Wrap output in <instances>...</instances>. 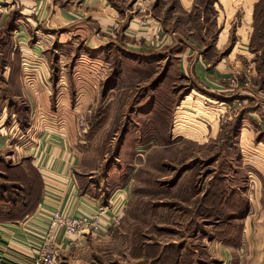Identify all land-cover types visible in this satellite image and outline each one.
I'll use <instances>...</instances> for the list:
<instances>
[{
    "label": "rangeland",
    "instance_id": "obj_1",
    "mask_svg": "<svg viewBox=\"0 0 264 264\" xmlns=\"http://www.w3.org/2000/svg\"><path fill=\"white\" fill-rule=\"evenodd\" d=\"M199 16L178 21L203 36ZM208 17L218 23L208 35L225 32ZM260 25L259 55L240 59L231 80L209 75L208 85L229 91L208 92L179 74L170 52L100 43L62 52L19 0H0V223L34 207L33 161L53 138L74 152L79 187L103 206L113 187L129 191L119 221L66 251L65 264H264V169L251 163L246 131L240 138L246 127L253 144L264 141L251 117L264 103V9ZM185 41L218 53L214 62L234 44Z\"/></svg>",
    "mask_w": 264,
    "mask_h": 264
},
{
    "label": "crops",
    "instance_id": "obj_2",
    "mask_svg": "<svg viewBox=\"0 0 264 264\" xmlns=\"http://www.w3.org/2000/svg\"><path fill=\"white\" fill-rule=\"evenodd\" d=\"M19 1L24 18L36 25L50 28V35H43V40L52 37V40L59 44L62 52L63 49L67 50V47L77 43L87 45L100 43L101 50H104L103 44H111L114 48L123 47V51L134 55L144 53L142 50L147 49L157 52L155 58H163L159 56L161 53L170 52L169 56L166 55L164 58L176 61L173 62L179 74L195 80L203 88L201 90L208 92L229 91L213 88L214 82L210 83L211 86L208 85L209 75L215 76L218 80L220 78L231 80V74L236 75L238 71L236 64L240 59H249L258 54L252 44L262 32L261 25L254 30L255 14L257 10L264 9V0H154L146 10H142L135 0ZM194 11L200 12L198 23L203 27V36L198 32L195 33L193 29H188L191 27L188 20L178 21L181 20L179 17H188ZM209 12L216 15L225 30L218 37L217 33L212 35L206 33L209 28L215 29L218 24L216 21L213 23L208 17ZM114 26L117 29H113ZM234 26L236 29L231 34L230 31ZM211 38L222 44L234 42L227 55L220 57L217 62L213 59L218 53H202L199 45L192 48L185 41L187 39L199 44V40L205 42L206 39ZM178 44H182V48H177ZM125 47L131 51H126ZM258 101L259 108L257 107V111L252 113L251 117L254 122L264 125V103L261 99ZM244 131L249 135L245 148L250 159H254L251 163L260 165L264 169L257 160L259 156L264 159V141L253 144L251 132L246 127H242L240 138ZM241 152L243 154L244 150ZM36 154L38 156L35 157L33 166L41 179L37 199L34 207L29 206L24 213L16 215L15 220L0 223V256H4L6 251L24 257L31 256L44 234L46 217L56 210L67 211L76 216L90 214L97 207L103 206L100 196H93L90 187L87 189L79 187V181L72 173L76 168V155L73 151L60 146L59 141L51 138L41 152L37 149ZM113 188L108 194L107 202L110 200L114 205L113 211L120 215L127 204L129 191L125 186ZM110 216L109 213L108 217ZM108 224L109 231L113 224L110 220ZM87 238L82 239V243ZM10 261V264H17L14 259ZM65 262L64 259V264Z\"/></svg>",
    "mask_w": 264,
    "mask_h": 264
},
{
    "label": "built area",
    "instance_id": "obj_3",
    "mask_svg": "<svg viewBox=\"0 0 264 264\" xmlns=\"http://www.w3.org/2000/svg\"><path fill=\"white\" fill-rule=\"evenodd\" d=\"M153 2L154 0H135L142 10L149 8ZM113 29L117 27L114 26ZM113 209L114 205L109 200L107 205L97 207L90 214L73 216L67 211L56 210L46 217L44 234L31 256L24 257L6 251L4 256H0V264H10V259H14L17 264H63V254L66 251L77 247L86 237H98L106 232L109 220L113 225L119 221L120 215Z\"/></svg>",
    "mask_w": 264,
    "mask_h": 264
}]
</instances>
